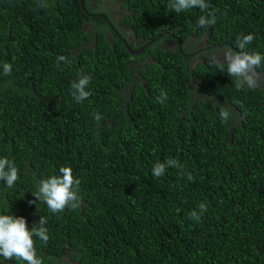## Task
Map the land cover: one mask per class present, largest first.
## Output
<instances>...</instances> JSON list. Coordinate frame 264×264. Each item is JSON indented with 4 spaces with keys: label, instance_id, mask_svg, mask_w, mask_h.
<instances>
[{
    "label": "trees",
    "instance_id": "16d2710c",
    "mask_svg": "<svg viewBox=\"0 0 264 264\" xmlns=\"http://www.w3.org/2000/svg\"><path fill=\"white\" fill-rule=\"evenodd\" d=\"M169 2L0 0V157L19 169L13 187L0 181V213L29 228L47 218L44 264H264V62L262 81L240 88L212 62L239 51L242 34L254 35L245 51L264 54V0L182 13ZM207 12L216 23L201 27ZM192 37L207 43L195 66ZM81 75L91 95L77 103ZM169 158L181 167L154 177ZM61 166L81 181L83 203L54 214L31 201Z\"/></svg>",
    "mask_w": 264,
    "mask_h": 264
},
{
    "label": "clouds",
    "instance_id": "9594fccd",
    "mask_svg": "<svg viewBox=\"0 0 264 264\" xmlns=\"http://www.w3.org/2000/svg\"><path fill=\"white\" fill-rule=\"evenodd\" d=\"M39 6L42 8L47 7L45 3H40ZM197 7L201 11H205L209 9L210 4L207 0H170L168 4V8L176 13H182ZM197 23L201 27L213 25L216 23V15L214 12H207V15L199 17ZM253 40V34H242L236 41V49H239V51H228L223 61L217 60L215 56L213 57V65H219L221 71L225 70L226 65V73L234 79L237 88H240L244 83L253 84L252 72L264 62V54L245 51ZM57 60L58 62L60 60L68 62L66 57H58ZM2 70L5 75H10L13 71V65L4 63ZM90 83L91 77L88 75H81L71 83L72 96L77 103L84 101L91 95L88 90ZM166 99V93L162 92L157 97V102L162 104ZM101 118L100 114H94V119L97 122ZM220 118L222 121H226L229 118L228 111L222 110ZM168 167L180 168L181 165L179 161L172 158L164 162H157L153 167V176L159 178ZM187 175L189 180L193 179L190 173ZM18 179L19 169L15 162L7 157H0V181H4L7 187L11 188ZM80 183L81 181L74 174L71 166H61L58 174H53L39 181L37 191L33 193L35 199L31 203L46 204L47 209L54 214L63 212L67 208L77 209L83 203L79 194ZM39 204H37V207ZM198 208L199 211L192 210L189 213V218L197 222L200 221L202 214L207 211V205L200 203ZM46 224L47 218L42 216L38 223L29 228L25 217L16 216L10 214V212L0 213V257L5 261L17 260L24 262V264H44L42 257L38 254L36 243L37 239L45 244L49 241V230Z\"/></svg>",
    "mask_w": 264,
    "mask_h": 264
},
{
    "label": "flooded vegetation",
    "instance_id": "af4514ba",
    "mask_svg": "<svg viewBox=\"0 0 264 264\" xmlns=\"http://www.w3.org/2000/svg\"><path fill=\"white\" fill-rule=\"evenodd\" d=\"M116 24H117V26L119 27V30L122 33L126 34L127 32H129L127 29H124L123 27H120L118 22ZM116 32H117V30H116ZM189 40H187V42H186L188 45H196L197 46V49H195V50H193V48L189 49V52H190L189 54H191V53L194 54L195 53L192 58H189V59H191L192 65L195 66V65H197V63H199L201 61V59L197 55L201 53V48L204 47V45H206L207 43H206V41L203 43L200 40V42L198 44H196L194 37H192ZM171 45L173 46V48H175V43H172ZM227 52H228V50H222L221 49V51L219 52V54H222V59H224V56H225V54ZM252 77H254L258 81H262V75L261 74H258V72H254V70L252 72Z\"/></svg>",
    "mask_w": 264,
    "mask_h": 264
},
{
    "label": "water",
    "instance_id": "95a60500",
    "mask_svg": "<svg viewBox=\"0 0 264 264\" xmlns=\"http://www.w3.org/2000/svg\"><path fill=\"white\" fill-rule=\"evenodd\" d=\"M80 2L81 3H83V0H80ZM84 8V7H83ZM106 21L109 23V20L108 19H106ZM112 28L116 31V29H115V27L112 25ZM152 43H148L145 47H143L140 51H143L145 48H147L148 46H150ZM209 48H212V47H209ZM130 50V52H132V53H134V54H137V53H139V51L138 52H134L133 50H131V49H129ZM179 50L183 53V51H182V45H181V43L179 42ZM184 54V53H183ZM195 54V53H194ZM194 54H190V55H187L188 56V58H192L193 56H194Z\"/></svg>",
    "mask_w": 264,
    "mask_h": 264
},
{
    "label": "rangeland",
    "instance_id": "374dc122",
    "mask_svg": "<svg viewBox=\"0 0 264 264\" xmlns=\"http://www.w3.org/2000/svg\"><path fill=\"white\" fill-rule=\"evenodd\" d=\"M190 49L193 48V50L197 49V46L196 45H189ZM222 55V54H220Z\"/></svg>",
    "mask_w": 264,
    "mask_h": 264
}]
</instances>
